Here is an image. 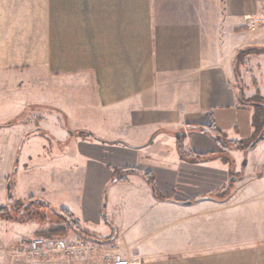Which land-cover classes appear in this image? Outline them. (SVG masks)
<instances>
[{"label": "crops", "instance_id": "obj_1", "mask_svg": "<svg viewBox=\"0 0 264 264\" xmlns=\"http://www.w3.org/2000/svg\"><path fill=\"white\" fill-rule=\"evenodd\" d=\"M63 1L41 12L40 65L68 131L35 127L25 158L72 185L64 222L128 264H264V173L245 174L264 138L252 167L238 147L254 141L240 93L264 101V53L236 64L264 49V0Z\"/></svg>", "mask_w": 264, "mask_h": 264}, {"label": "rangeland", "instance_id": "obj_2", "mask_svg": "<svg viewBox=\"0 0 264 264\" xmlns=\"http://www.w3.org/2000/svg\"><path fill=\"white\" fill-rule=\"evenodd\" d=\"M63 7L64 1L60 0L61 12ZM56 9L57 0H0V179L6 171V178L0 184V195L4 193L9 179L10 196L13 201L9 205L10 211L0 215V264H11L13 258L11 254L23 241L38 236L39 232H46L50 227L65 226L63 209L71 201V196L64 190V186L67 190L72 185L67 184L65 178H54V170L48 165H41L38 158L35 159L36 163L33 161L26 163L25 158L26 144L36 135L35 127L44 126L58 136L59 131H68L54 107L43 103L50 99L46 95L54 92L52 90L55 84L54 80L42 74L40 65L41 12H56ZM50 87L53 89L49 90ZM262 87L264 89V83ZM254 100L259 101L258 98ZM14 136H16L14 143L5 147ZM258 136L256 133L254 139ZM22 137L27 139L18 153V144ZM48 138L44 134L36 136L35 145L32 147L39 151L43 149L37 154L47 155L46 149L50 148ZM251 142L240 143L238 147H246L251 145ZM247 150L241 152L243 155L241 165L244 160H247V164L250 163L251 158ZM252 152L251 156L258 166L254 171H251V168L247 169L245 174L261 179L264 173V141ZM16 154L20 155L17 164L14 162ZM14 167L17 168V172L12 175ZM240 175L230 173V177L233 176L235 181ZM235 181L228 182L227 185L231 187ZM229 194V191H225L217 197L222 201ZM3 205L4 201L0 198V206ZM21 209L23 213H20ZM66 228L64 236L50 238L72 239L79 235L84 238L86 245L94 249L82 258L57 254L46 259L28 260L19 256L13 258L15 264L112 263L110 246L88 240V237L85 238L83 234L77 232L72 224Z\"/></svg>", "mask_w": 264, "mask_h": 264}, {"label": "built area", "instance_id": "obj_3", "mask_svg": "<svg viewBox=\"0 0 264 264\" xmlns=\"http://www.w3.org/2000/svg\"><path fill=\"white\" fill-rule=\"evenodd\" d=\"M258 21V20H256ZM256 21H252L249 25L251 30L254 29ZM94 247L86 245V241L81 236L76 235L72 239L68 238H48L44 236H36L30 240L23 241L19 248L13 252L12 257H24L28 260L46 259L57 254H66L79 258L85 257L87 252L93 250ZM111 264H128L129 262L119 256L111 257Z\"/></svg>", "mask_w": 264, "mask_h": 264}, {"label": "trees", "instance_id": "obj_4", "mask_svg": "<svg viewBox=\"0 0 264 264\" xmlns=\"http://www.w3.org/2000/svg\"><path fill=\"white\" fill-rule=\"evenodd\" d=\"M257 53H264V49H255V48H248L245 49L241 52H239L238 56H237V61L236 64L241 63L243 58L246 57L247 55L250 54H257ZM237 78V76H236ZM240 88L242 89V86H240ZM254 98H258L259 101H255ZM240 101L241 103L245 104V105H249L252 106L254 108V115L252 117V126L255 130V134L258 133V135H260L262 132H264V101L263 99L256 94V96H254L252 99L250 100H245L242 93H240ZM202 131H205L206 133L210 134L213 138H215L217 141H219L223 146L228 147L224 144V142L217 137V135H215V133L213 132L212 129H201ZM81 134L90 136L94 139H97L95 137H93L91 134L86 133V132H80ZM154 136V135H153ZM152 136V138H153ZM151 138V140H152ZM151 140L149 141V143L151 142ZM256 140V139H254ZM251 145H248L244 148H241V150H247L250 148ZM237 149V148H236ZM182 153V152H181ZM120 178H116V181H119ZM150 180V179H149ZM152 185V184H151ZM153 187V186H152ZM154 188V187H153ZM11 192L8 193L7 195V204L5 206H0V215H3L6 211L9 212L10 211V203H11V196H10ZM41 202V201H40ZM43 205L45 203L41 202ZM65 211L63 210V213ZM20 213H23V211H21ZM10 219H13L12 217H10ZM65 226H59V227H50L46 232H39L37 235L38 236H44V237H56V236H64L65 232L67 230L66 226H69V224H73L71 222H64Z\"/></svg>", "mask_w": 264, "mask_h": 264}, {"label": "water", "instance_id": "obj_5", "mask_svg": "<svg viewBox=\"0 0 264 264\" xmlns=\"http://www.w3.org/2000/svg\"><path fill=\"white\" fill-rule=\"evenodd\" d=\"M175 136H176V138H179V137H180V134H179V133H176ZM263 138H264V132H262V133L257 137V139L254 140V141L251 143L250 148L253 147V146H255L256 143H257L258 141L262 140ZM21 145H22V142H21V144H20V146H19V149H20ZM18 162H19V156H16V158H15V163L17 164ZM245 164H246V162L244 161L242 165L245 166ZM16 171H17V168H14L13 172L16 173ZM234 181H235V178H232V179H231V182H234ZM9 191H10V182L7 183V193H9Z\"/></svg>", "mask_w": 264, "mask_h": 264}, {"label": "bare ground", "instance_id": "obj_6", "mask_svg": "<svg viewBox=\"0 0 264 264\" xmlns=\"http://www.w3.org/2000/svg\"><path fill=\"white\" fill-rule=\"evenodd\" d=\"M21 211H22V209H21ZM106 244V243H105Z\"/></svg>", "mask_w": 264, "mask_h": 264}]
</instances>
